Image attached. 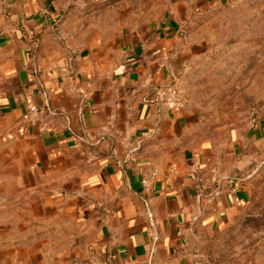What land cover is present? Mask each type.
Masks as SVG:
<instances>
[{"label":"crops","instance_id":"1","mask_svg":"<svg viewBox=\"0 0 264 264\" xmlns=\"http://www.w3.org/2000/svg\"><path fill=\"white\" fill-rule=\"evenodd\" d=\"M71 1L0 0V264H209L264 117L220 139L191 104L158 108L190 58L179 29L99 10L73 33Z\"/></svg>","mask_w":264,"mask_h":264},{"label":"rangeland","instance_id":"2","mask_svg":"<svg viewBox=\"0 0 264 264\" xmlns=\"http://www.w3.org/2000/svg\"><path fill=\"white\" fill-rule=\"evenodd\" d=\"M99 10L102 21L112 12L118 26L173 22L191 50L176 80L210 134L228 139L235 127L264 117V0H73L68 30L89 33ZM251 163L246 203L207 244L209 264H264V162Z\"/></svg>","mask_w":264,"mask_h":264},{"label":"built area","instance_id":"3","mask_svg":"<svg viewBox=\"0 0 264 264\" xmlns=\"http://www.w3.org/2000/svg\"><path fill=\"white\" fill-rule=\"evenodd\" d=\"M149 102L155 104L158 108L180 109L186 105L185 91L182 85L176 79L168 84L154 86L147 96ZM27 117L35 119L39 115V109L35 104L28 107ZM145 184L146 180H142Z\"/></svg>","mask_w":264,"mask_h":264}]
</instances>
